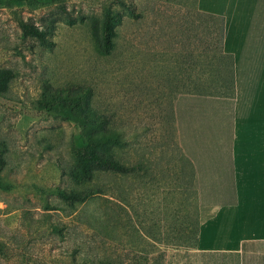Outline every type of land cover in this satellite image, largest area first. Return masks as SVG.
<instances>
[{
  "label": "rangeland",
  "instance_id": "1",
  "mask_svg": "<svg viewBox=\"0 0 264 264\" xmlns=\"http://www.w3.org/2000/svg\"><path fill=\"white\" fill-rule=\"evenodd\" d=\"M195 7L0 0V264H240L193 247L233 198L221 22ZM108 150L127 172L84 171Z\"/></svg>",
  "mask_w": 264,
  "mask_h": 264
},
{
  "label": "crops",
  "instance_id": "2",
  "mask_svg": "<svg viewBox=\"0 0 264 264\" xmlns=\"http://www.w3.org/2000/svg\"><path fill=\"white\" fill-rule=\"evenodd\" d=\"M225 18L224 51L233 55L230 138L233 198L200 226L203 252H233L264 264V0H198Z\"/></svg>",
  "mask_w": 264,
  "mask_h": 264
},
{
  "label": "trees",
  "instance_id": "3",
  "mask_svg": "<svg viewBox=\"0 0 264 264\" xmlns=\"http://www.w3.org/2000/svg\"><path fill=\"white\" fill-rule=\"evenodd\" d=\"M195 10H197V12H199L200 15L202 16H206L207 18H211V19H215L216 21H220V29H219V35H218V39L217 41L219 42V50L221 52L222 57L225 60H228V64L229 65V74H230V79H231V84H232V90H233V95H234V62H233V55L225 53L224 51V37H225V18L223 16H219V15H215L212 13H207V12H203L201 10L198 9V0H196V7ZM114 36L116 37L117 35V29L114 30ZM112 43V50L115 48L116 43L115 40L113 39V41H111ZM111 48V47H110ZM223 61L224 63H226V61ZM225 68L222 66L221 68L224 70H226V65H224ZM195 92V91H193ZM91 112V111H90ZM92 118H91V123L92 125L95 124L97 121L96 119V115L94 113H92ZM73 117V116H72ZM82 124H87L88 121H85L82 119V121H80ZM97 122H100V120H98ZM97 137V141L96 143L101 145L104 148L108 149V143H110L111 141H115L116 143H120L119 142V138H120V134L117 133L114 130H110L106 129L104 131H99L96 134ZM116 152H112L111 150L106 151L105 153H91L90 157L92 160H94L96 162V165H91L88 169H84V171H87L86 173L94 174V173H107V174H116V175H121L124 174L125 172L128 171L129 167L126 165V163L123 161L119 162L117 160L116 157ZM74 199L77 200H84V197H80L78 195H73ZM199 230L200 227H198L197 229V234H196V239H195V245L193 247H196L198 244V235H199Z\"/></svg>",
  "mask_w": 264,
  "mask_h": 264
}]
</instances>
